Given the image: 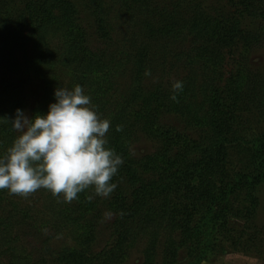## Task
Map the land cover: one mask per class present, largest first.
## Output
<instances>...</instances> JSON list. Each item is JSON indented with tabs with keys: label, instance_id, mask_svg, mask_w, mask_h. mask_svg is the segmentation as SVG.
<instances>
[{
	"label": "trees",
	"instance_id": "obj_1",
	"mask_svg": "<svg viewBox=\"0 0 264 264\" xmlns=\"http://www.w3.org/2000/svg\"><path fill=\"white\" fill-rule=\"evenodd\" d=\"M109 2L111 7L127 10L132 24H135V16L130 13H140V49L131 57L139 73L154 56L152 40L162 35L163 52L173 57H187L191 64L202 62L198 88L195 78L186 77L175 88L159 89L161 97L147 114L146 126L155 128L164 141L167 159L171 160L167 163L174 168L171 174L181 173L183 176L179 178L187 181L185 193L173 202L172 185H164L162 177L157 181L147 180L134 167L126 169L129 173L125 181L132 191L110 192L105 199V206L115 215L111 225L114 237L99 258L86 253L93 239L94 229L90 225L95 224L88 220L89 215L84 221L88 209L90 214L96 210L101 198L99 192L81 190L83 187L78 182L67 181L59 187L57 181L54 184L53 179L50 180L57 185L55 190H59L60 195V189H65L69 193L65 198H75V204H88L79 219L74 217L77 205L67 211L64 197H60L63 200L58 205L53 192L45 194L42 210L36 211L31 205L19 203V199L9 198V183L15 190L18 185L24 186L54 172L51 156L58 135L66 127L67 106L76 94L80 96L82 90L90 87L93 76L100 79L99 85L102 83L100 86L104 87V95L98 101L105 100L108 97L105 93L109 91L106 84L111 80L116 61L108 49L93 47L100 40L104 46L109 45V39L111 41L106 30L109 20L105 0H0V205L6 206L0 208V264L44 262L42 255H25L17 245L18 229L25 224L35 231L51 226L56 233H61L58 230L63 226L69 232L75 228L80 241L58 253L53 259L58 264H110L127 249L136 234L132 233L135 229L143 231L150 246L144 264L154 263V246L159 237L165 238V252L170 262L175 261L180 243L191 257L186 264H201L217 251L216 242L221 234L225 235L228 221L231 218L250 221L258 206L256 194L264 183V133L249 141L247 166L239 167L232 181L225 182V143L231 142L238 148L243 146L240 142L246 140L244 123L238 112L245 99L251 97H244L236 88L226 87L228 95L220 101L215 75L224 47L233 44L235 48L248 51L264 40V0H229V6L220 2L213 7H206L205 0ZM246 22L249 24L244 25ZM156 34L158 37L154 38ZM51 35H58L61 43L57 61L48 49ZM169 47L174 49L167 50ZM54 65L69 74L68 88L64 92L69 94L67 102H63L60 87L55 85ZM100 88L97 85V89ZM29 90L35 93L30 96ZM197 93L201 95L200 100ZM261 94L264 96V90ZM252 102L248 99L243 108L250 109ZM126 104L122 103L123 109L111 116L105 142L88 147L91 149L88 167L100 183L111 173L99 166L98 159L128 155L124 145ZM26 106L30 108L28 137L16 131ZM168 113L184 122L185 129L186 125L195 129L198 136H185L175 131L171 123L163 122L162 118ZM224 134L232 140L228 141ZM2 160L6 165H2ZM159 164L162 172L165 166L161 161ZM119 165L123 168V160ZM5 166L9 175L5 174ZM237 191L243 192L245 198L242 207L234 208L230 198ZM95 213L98 214L91 217L93 222L101 217L98 209ZM86 229H89L88 234H85ZM175 232L179 236L173 237ZM81 244L87 248L79 246Z\"/></svg>",
	"mask_w": 264,
	"mask_h": 264
},
{
	"label": "rangeland",
	"instance_id": "obj_2",
	"mask_svg": "<svg viewBox=\"0 0 264 264\" xmlns=\"http://www.w3.org/2000/svg\"><path fill=\"white\" fill-rule=\"evenodd\" d=\"M109 1L105 0L107 3L106 15L109 20V26L106 30L108 29L107 31L111 35V41L110 39L107 41L109 44L107 46H104L101 40L93 44V47L97 49H108L109 54L115 59L114 62L116 61L112 67L114 70L112 71L111 80L106 84L109 91L105 95H108V97L105 100L98 101L99 97L104 95V87L100 86L102 83L99 85L101 80L93 76L90 87L84 89L85 91L82 90L80 96L76 94V97L73 98L74 100L67 106L66 127L58 135L51 156L54 172L49 173L46 178L36 179L34 182L24 184V186L18 185L15 190L9 183L7 193L9 198L19 199L21 201L19 203H26V206L31 205L36 211L42 210L45 194L53 192L57 196L58 205L63 200H60V197H64L63 203H65L67 211L73 210L77 205L74 217L79 219L81 213L87 210L88 204L85 202L82 203L83 205L80 203L75 204V198H65L69 194H67V191L65 192V189H60V195L59 190H55L57 185L54 186L50 180L53 179V182L57 181L56 183L59 187H63L68 182L70 184L78 182L83 187L81 190L89 193L99 192L101 198L97 203L96 210L100 211L101 217L98 218L97 222H93L91 217L98 213H95V210L90 214L91 210L88 209L84 218V221H86L89 215L88 220L90 219L91 224H95L90 225L94 229L93 239L88 246V250H86L87 255L93 258H99L100 255L103 256L104 252L110 247L114 237L111 225L115 215L105 206V199L110 196V192L120 194L123 190L128 193L132 191L131 186L125 181L129 173L126 169L134 167V170L147 180L155 179L157 181L159 177H162L161 182H164V185H172L170 197L173 202L177 201V196L184 195V185L187 184V181L179 178L183 176L181 173L177 175L171 174L174 173V171H171L174 168L167 163L171 160L167 159L164 141L155 128L149 129L146 126L147 114L155 107L156 100L161 97L158 94L159 89L163 88L166 91L170 87L175 88L174 86L181 83L186 77L195 78L194 84L197 88L201 83L199 75L202 62L197 61L191 64L187 57L182 55L173 57L172 54L163 52L165 50H162L160 43L163 44L164 38L163 35L158 37L157 34L154 38L158 37V40H152L151 47L154 56L149 61V65L139 73L135 68V60L131 57L140 49V13L137 14L135 11L130 13L133 18L135 16V24H132L128 20L129 12L124 8L111 7L112 5ZM220 2L227 6L230 5L228 4L229 0H205V6H219ZM247 24L249 22L244 25ZM90 31H93V29ZM57 37L58 35H51L50 42H48L49 52L56 61L61 47ZM260 42L259 45L248 49V51L235 48L233 44L224 47L219 62V69L215 75V83L220 87L217 94L220 101L228 95L226 87L234 90L236 88L244 97H249V95L251 97L245 99L240 112H238L241 122L244 123L242 128H244L243 135L246 140L243 139L240 142L243 146L238 148L231 142L225 143V173L223 175L225 182L232 181V177L239 167L244 164L247 166L249 141L251 142L254 137L264 133V96L261 94L264 90V40ZM184 48L187 49V45ZM171 49L173 50L174 48L169 47L167 50ZM55 67L56 65L53 66V68ZM54 73L56 75L55 85L60 87V92L64 98L63 102H67L69 94L65 95L64 92L68 88L69 74L59 66L55 68ZM97 85L101 87L99 90ZM28 92L30 96L35 93L34 90H29ZM197 97L198 100L201 99L199 93H197ZM248 99H252L253 104L250 105V109L245 110L243 105L247 104ZM122 103H127L124 105L127 119V123L124 126L127 138L124 140V145L128 155L125 157L109 155L103 157V159H98L99 166L104 167L111 173L107 174V180L103 179L100 183V181H96L97 178L89 170L90 161L88 157H90L91 149L88 147H91L92 143L105 142L111 116L117 110L123 109ZM162 119L166 124L171 123L175 127L173 128L175 131L185 136H198L195 133V129L191 126L186 125L185 129L184 122L173 114L168 113ZM29 120L30 108L26 106L16 128L17 133L24 137L29 136ZM224 137L228 141L232 140L228 135L224 134ZM82 149L83 153H81ZM122 160L123 168L119 165ZM160 161L165 166L162 168L163 174L159 168ZM2 162V165L7 163L3 160ZM5 169V174H8L9 170L6 166ZM113 170H115L114 173H112ZM34 183H37L36 186ZM256 196L259 199V203L250 221L243 222L239 219L231 218L228 221L225 235L221 234L219 241L216 242L217 251L203 260L201 264H264V183L258 188ZM244 198L243 192H235L230 198L232 207H242ZM81 206L83 207L82 209H80ZM3 207L6 206L0 205V208ZM55 210L57 211V209ZM28 225L32 224L29 223ZM40 227H42V224H40ZM73 229L75 230L74 227ZM73 229L69 232V229L63 226L58 230L61 233H56L55 228L47 226L44 230L40 228L39 231H35L33 227H27L25 224L18 229L20 239L17 238V245L25 255H42L44 257L42 264H58L53 261L58 253L78 245L80 241L76 230L73 231ZM86 230L84 232L88 234L89 229ZM132 233L136 234L130 240L127 249L122 251L110 264H144L146 252L150 249L147 243V236L143 234L141 229L139 231L135 229ZM176 233H173V237L179 236ZM79 246L87 248V245L81 244ZM165 249V238L159 237L154 246L155 257L153 264H186V261L191 259L187 250L180 243L178 244L176 259L173 263L167 259L169 257Z\"/></svg>",
	"mask_w": 264,
	"mask_h": 264
}]
</instances>
